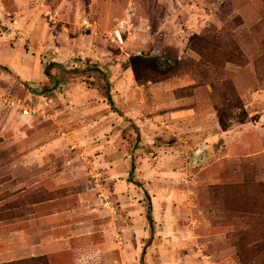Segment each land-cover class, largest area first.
Returning <instances> with one entry per match:
<instances>
[{
  "label": "rangeland",
  "instance_id": "rangeland-1",
  "mask_svg": "<svg viewBox=\"0 0 264 264\" xmlns=\"http://www.w3.org/2000/svg\"><path fill=\"white\" fill-rule=\"evenodd\" d=\"M263 116L264 0H0V264H264Z\"/></svg>",
  "mask_w": 264,
  "mask_h": 264
},
{
  "label": "trees",
  "instance_id": "trees-1",
  "mask_svg": "<svg viewBox=\"0 0 264 264\" xmlns=\"http://www.w3.org/2000/svg\"><path fill=\"white\" fill-rule=\"evenodd\" d=\"M130 63L133 68L134 74L137 79H144L143 73H149L153 71H162L163 64L157 57L145 56L143 54H135L130 58ZM236 103H230L228 108L219 110V121L222 130H229L234 124H244L254 119V116H249L248 112L242 105L240 100H235ZM233 107L239 108V111H234ZM134 165V164H133ZM132 177V174H131ZM2 264H49L48 259L45 255L33 256L17 261H11Z\"/></svg>",
  "mask_w": 264,
  "mask_h": 264
},
{
  "label": "crops",
  "instance_id": "crops-1",
  "mask_svg": "<svg viewBox=\"0 0 264 264\" xmlns=\"http://www.w3.org/2000/svg\"><path fill=\"white\" fill-rule=\"evenodd\" d=\"M117 32L120 34L119 31H117ZM108 99H109V104L112 107H114V100H113L112 95L110 93H108ZM262 119H264V116L262 117ZM245 125H247V124H245ZM240 132H241V130H237V132H236V129L229 130V131L225 132V136L226 137H229V138L230 137H233L234 140H235V138L236 139H241V138H243V134H236V133H240ZM227 133H229V134H227ZM229 138H227V139H229ZM134 171H135V162L133 160L132 161V167H131V170L129 172V180L132 181V182L134 180L133 179ZM131 174H132V177H131ZM145 192H146V195L148 196L149 195L148 191L146 190ZM60 214H62V213L55 211V212H53L52 215H60ZM147 217L149 219V224H150V228H151V231H152V236L149 238L147 244L143 248V251H142V254H141V264H144V255L146 254V249H147L148 245L151 244V240L153 238V233H154V229H155L154 228L155 218L153 216V205H152V202H150L148 204ZM47 218H48V215H46V219ZM48 244H45L44 245V242H40V243L36 244L34 247L43 248L45 246L46 248H51V246H48ZM44 254H48L49 255L50 254V251L49 250H46L44 252ZM76 264H80V262H76Z\"/></svg>",
  "mask_w": 264,
  "mask_h": 264
},
{
  "label": "built area",
  "instance_id": "built-area-1",
  "mask_svg": "<svg viewBox=\"0 0 264 264\" xmlns=\"http://www.w3.org/2000/svg\"><path fill=\"white\" fill-rule=\"evenodd\" d=\"M116 35H117L118 38L122 41V36H121V34L117 33ZM18 104L20 105V108H21L25 113H28L29 110H31V109H29L30 107H28L27 105L20 104V102H19Z\"/></svg>",
  "mask_w": 264,
  "mask_h": 264
}]
</instances>
